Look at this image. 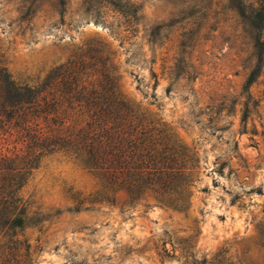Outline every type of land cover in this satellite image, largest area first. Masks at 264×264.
I'll return each instance as SVG.
<instances>
[{
	"label": "rangeland",
	"instance_id": "1",
	"mask_svg": "<svg viewBox=\"0 0 264 264\" xmlns=\"http://www.w3.org/2000/svg\"><path fill=\"white\" fill-rule=\"evenodd\" d=\"M131 1L133 31L85 0H0V62L35 84L88 51L109 57L122 97L195 159L186 191L132 200L47 156L22 189L20 264H264V58L245 89L257 58L229 0Z\"/></svg>",
	"mask_w": 264,
	"mask_h": 264
},
{
	"label": "trees",
	"instance_id": "2",
	"mask_svg": "<svg viewBox=\"0 0 264 264\" xmlns=\"http://www.w3.org/2000/svg\"><path fill=\"white\" fill-rule=\"evenodd\" d=\"M229 1L248 27L257 58L248 89L264 58V1ZM85 2L118 12L134 30L140 10L135 2ZM95 52L54 66L35 84L16 82L0 62V264L30 260V244L19 236L32 220L22 189L47 156L75 160L132 200L151 194L177 201L186 191L195 159L122 97L110 58Z\"/></svg>",
	"mask_w": 264,
	"mask_h": 264
}]
</instances>
